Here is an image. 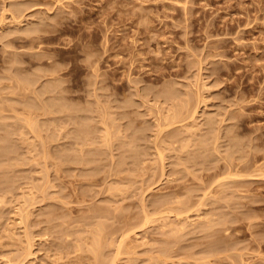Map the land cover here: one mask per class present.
<instances>
[{
  "label": "rangeland",
  "instance_id": "1",
  "mask_svg": "<svg viewBox=\"0 0 264 264\" xmlns=\"http://www.w3.org/2000/svg\"><path fill=\"white\" fill-rule=\"evenodd\" d=\"M0 264H264V0H0Z\"/></svg>",
  "mask_w": 264,
  "mask_h": 264
}]
</instances>
